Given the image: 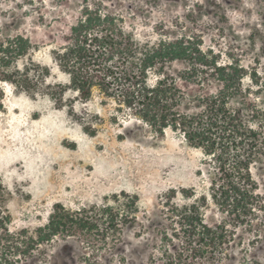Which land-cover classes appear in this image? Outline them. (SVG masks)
I'll return each instance as SVG.
<instances>
[{"label": "rangeland", "instance_id": "374dc122", "mask_svg": "<svg viewBox=\"0 0 264 264\" xmlns=\"http://www.w3.org/2000/svg\"><path fill=\"white\" fill-rule=\"evenodd\" d=\"M97 8L121 19L140 43L189 41L208 61L242 67L244 95L232 107L264 112V0H0V45L17 47L20 38L29 45L18 59L0 60V234L26 241L56 207L74 213L115 208L123 195L137 199L135 218L117 240L108 229L95 247L79 236L19 253L0 246V264L159 263L170 245L168 199L180 206L198 200L210 224L225 219L211 200L201 150L172 131L159 137L98 90L85 101L71 88L55 52L68 45L83 11ZM188 67L168 69L188 99L214 95L218 84L180 78ZM186 105L197 112V104ZM252 173L264 193V162ZM235 233L223 264H264V230L255 223Z\"/></svg>", "mask_w": 264, "mask_h": 264}, {"label": "trees", "instance_id": "16d2710c", "mask_svg": "<svg viewBox=\"0 0 264 264\" xmlns=\"http://www.w3.org/2000/svg\"><path fill=\"white\" fill-rule=\"evenodd\" d=\"M17 43L11 49L0 45L1 61L11 62L27 52L28 42L20 38ZM55 60L82 100L98 90L115 102L121 114L141 121L159 137L167 131L180 134L206 158L210 197L225 219L210 224L198 200L180 206L168 199L165 218L172 227L164 240L170 245L155 264H223L237 229H253L256 223L264 230V193L252 173L255 165L264 162V112L232 107L244 95L242 67L208 61L189 41L140 43L121 19L100 8L83 11L68 45L55 52ZM176 62L189 66L181 79L202 86L216 83V93L189 100L168 72ZM198 66L212 71L199 72ZM188 102L197 104L196 113L187 111ZM123 197V203L115 197V208L105 205L72 213L56 207L35 237L25 241L6 230L0 234V246L19 253V247L29 251L55 237L79 236L88 247H95L108 229L117 240L121 227L131 223L137 212V199Z\"/></svg>", "mask_w": 264, "mask_h": 264}]
</instances>
